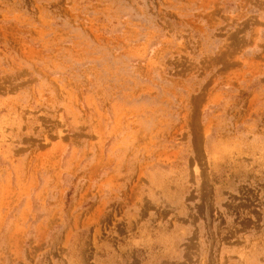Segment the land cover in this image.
Listing matches in <instances>:
<instances>
[{"label":"rangeland","instance_id":"1","mask_svg":"<svg viewBox=\"0 0 264 264\" xmlns=\"http://www.w3.org/2000/svg\"><path fill=\"white\" fill-rule=\"evenodd\" d=\"M0 264H264V0H0Z\"/></svg>","mask_w":264,"mask_h":264}]
</instances>
